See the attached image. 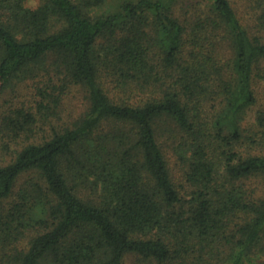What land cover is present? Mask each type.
I'll use <instances>...</instances> for the list:
<instances>
[{"label":"trees","instance_id":"obj_1","mask_svg":"<svg viewBox=\"0 0 264 264\" xmlns=\"http://www.w3.org/2000/svg\"><path fill=\"white\" fill-rule=\"evenodd\" d=\"M177 2L0 0V264H264V0Z\"/></svg>","mask_w":264,"mask_h":264},{"label":"rangeland","instance_id":"obj_2","mask_svg":"<svg viewBox=\"0 0 264 264\" xmlns=\"http://www.w3.org/2000/svg\"><path fill=\"white\" fill-rule=\"evenodd\" d=\"M234 5L239 9V11L245 15L247 18L250 17V13L254 11L253 7L256 0H231ZM117 0H109L110 4L116 3ZM40 4V0H28V5L30 7H37ZM205 5V0H178L175 5V14L182 21L190 19V17ZM50 62L48 61V64ZM46 63L45 66H48ZM49 76L37 77L35 79L26 80H16L11 83L9 88L4 92L0 98V115L9 108L12 104L15 106L27 103L29 105L33 104V101L37 99L39 87H44L47 85ZM56 80V79H55ZM264 93V92H261ZM264 100V94H263ZM86 99L84 93L77 87L71 88L68 94L63 96V105L61 108L62 117L66 122H72L79 118L86 109ZM257 108L253 109L248 120L252 121L255 117V112ZM41 135V134H40ZM166 154L169 159V164L171 167L174 179L177 182H181L184 177L183 166L179 161L178 156L173 152L172 148H166ZM138 258L135 256H130L127 258L126 264H137Z\"/></svg>","mask_w":264,"mask_h":264}]
</instances>
